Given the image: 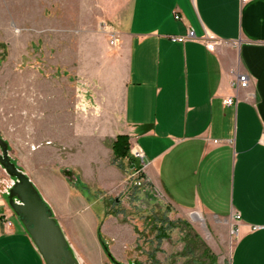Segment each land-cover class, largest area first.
Wrapping results in <instances>:
<instances>
[{
    "label": "crops",
    "instance_id": "0c3cea01",
    "mask_svg": "<svg viewBox=\"0 0 264 264\" xmlns=\"http://www.w3.org/2000/svg\"><path fill=\"white\" fill-rule=\"evenodd\" d=\"M95 3L119 44L113 48L101 37L93 115L76 114L67 74L62 102L55 104L53 87L60 82L40 86L43 79L49 86L50 75L32 66L12 77L7 63L0 67L4 117L13 112V131L36 139L35 148L26 146L24 171L76 255L83 260L88 249H97L99 224L106 231L110 221H104L101 198L86 195L61 171L76 170L93 190L119 191L124 172L113 163L108 138L128 134L145 152V184L166 205L230 226L231 264H264V0ZM189 29L194 38L174 39ZM240 74L248 75L247 87L238 85ZM230 96L235 103L225 104ZM8 133L0 135L7 139ZM41 136L51 141L42 144ZM0 264H46L1 192Z\"/></svg>",
    "mask_w": 264,
    "mask_h": 264
},
{
    "label": "rangeland",
    "instance_id": "374dc122",
    "mask_svg": "<svg viewBox=\"0 0 264 264\" xmlns=\"http://www.w3.org/2000/svg\"><path fill=\"white\" fill-rule=\"evenodd\" d=\"M102 35L111 47L118 46L110 44L108 26L99 16L95 0H0V67L7 63L12 77L15 71L29 72L32 66L41 74L50 75L49 86L46 79L40 81V86L53 87L50 81L60 82V86L53 87L55 104L62 102L63 75L66 79L67 74L71 78V103L76 114L82 116H91L95 110L96 85L99 86L95 75L104 59ZM64 87H68L66 80ZM4 112L0 104V134L5 129L9 132L4 139L9 154L24 170L25 164L30 163L25 157L26 146L35 148L32 141L36 139L15 133L18 121L15 124L11 119L13 112H8L10 119L4 117ZM118 135L108 138L112 149ZM22 138L27 141L24 143ZM40 139L42 144L51 141L46 136ZM21 152L24 160L20 159ZM113 163L124 172L119 191L93 190L76 170L64 167L61 171L73 186L86 189V195L103 201L104 221L110 222L106 231L100 223L98 231L109 250L122 253L129 264H231L234 234L230 226L202 215L181 213L166 205L146 182L136 186L130 158H116L114 152ZM12 183L13 178L0 165V192ZM96 245L97 249H88L90 254L83 260L79 257L82 264H113L99 235Z\"/></svg>",
    "mask_w": 264,
    "mask_h": 264
},
{
    "label": "water",
    "instance_id": "95a60500",
    "mask_svg": "<svg viewBox=\"0 0 264 264\" xmlns=\"http://www.w3.org/2000/svg\"><path fill=\"white\" fill-rule=\"evenodd\" d=\"M0 165L13 178L10 186L2 187L9 207L29 233L46 264H82L71 247L51 207L42 197L30 177L11 158L7 142L0 137ZM195 215H199L197 212ZM113 264L118 261L110 252Z\"/></svg>",
    "mask_w": 264,
    "mask_h": 264
},
{
    "label": "built area",
    "instance_id": "2783aa9c",
    "mask_svg": "<svg viewBox=\"0 0 264 264\" xmlns=\"http://www.w3.org/2000/svg\"><path fill=\"white\" fill-rule=\"evenodd\" d=\"M247 1V0H245ZM176 18L179 19L180 15L176 14ZM196 36L195 31L193 29H189L187 35L185 36H179V37H174L175 40L178 41H184L186 38H194ZM109 40H110V44L112 46H117L119 44V36L115 31H110L109 30ZM238 85L241 87H247L249 84V78L247 74H240L239 78L237 80ZM224 103L228 104V105H232L235 103V99L234 97L230 96L224 99ZM262 142L264 143V137L262 139ZM130 152L131 155L136 158L139 159L142 162V165H133L132 169L134 170L133 174L135 175L134 177V184L136 186H141L145 183V179L143 176V169L142 166L145 163V152L143 151V149L141 147H139L138 145H131L130 146ZM6 223L8 226H12V221L8 219V217L6 215H4ZM236 217H240V214H237Z\"/></svg>",
    "mask_w": 264,
    "mask_h": 264
},
{
    "label": "trees",
    "instance_id": "16d2710c",
    "mask_svg": "<svg viewBox=\"0 0 264 264\" xmlns=\"http://www.w3.org/2000/svg\"><path fill=\"white\" fill-rule=\"evenodd\" d=\"M130 137L128 134H119L113 144V149L116 155V158H130L132 165H137V163H135V158L131 156L130 154ZM67 173H69V171H67ZM98 235H99V239L100 242L104 248L105 253L107 254V256H109L110 254V250L109 247L101 233V231H98Z\"/></svg>",
    "mask_w": 264,
    "mask_h": 264
}]
</instances>
